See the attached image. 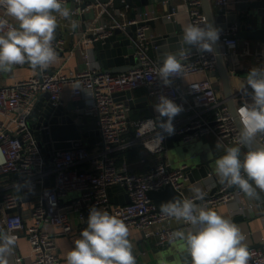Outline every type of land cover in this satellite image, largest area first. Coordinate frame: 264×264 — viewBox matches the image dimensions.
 I'll return each instance as SVG.
<instances>
[{"label":"built area","instance_id":"built-area-1","mask_svg":"<svg viewBox=\"0 0 264 264\" xmlns=\"http://www.w3.org/2000/svg\"><path fill=\"white\" fill-rule=\"evenodd\" d=\"M85 1L65 0V7L70 9V2L75 7L70 9L68 19L58 18V30L68 32L70 22H76L82 17L87 21L84 19L85 13L98 5L88 4L82 9ZM185 1L189 23L201 26L207 24L203 1ZM214 2L229 9L230 6L241 3V0ZM248 2L253 3L255 0ZM111 7V4H101V10L93 21L95 24L82 34L72 49H68L66 34L55 37L53 41L58 57L56 62L66 57V65L81 51L84 64L82 70L67 74L63 69L65 65L54 69L55 62L44 72L34 70L28 78L11 85H2L0 79V176L16 174V188L19 191H39L37 202L30 211L32 222L29 225L21 213L13 212L22 206V197L14 191L0 192V228L16 238L20 232L27 234L31 245L30 264H62L54 230L63 236H73L75 233L70 213L78 214L84 228L83 211L92 206L121 218L129 230L135 227L142 231L147 240H155L160 248L175 243L178 239H174L172 234L182 229H173L170 223L175 219L165 217L157 211L148 195L150 191H161L168 186L183 193L184 181H189L186 166L174 169L166 160L168 139L180 136L182 142L190 144L194 139L213 136L224 149L244 147L238 145L239 129L228 105L218 94L215 52L200 53L194 48L188 59H182V76L173 78L172 84L165 86L156 75L162 62L155 60L150 54L153 37L149 34V23L160 19V16L153 11H139L133 19L119 22L110 11ZM106 13L112 17L110 22H105ZM175 15L177 11L174 10L173 16ZM0 17H4L3 10H0ZM4 18L15 23L9 17ZM131 25L137 26L135 57L140 66L123 74L102 73L93 59V44L112 35L114 29L125 30ZM238 31L239 27L234 24L220 34L226 48L222 50V56L226 60L237 56ZM27 66L29 65H17L15 69ZM257 66L264 68L262 64ZM198 75H205L206 78L184 85L185 79ZM193 85L196 86L195 89ZM141 88L147 89L156 104L158 97L164 95L183 109L173 119V134L162 133L164 138L159 144L150 140L152 133H147V130V134L137 135L144 122L156 120L159 114L149 119L133 121L132 109L128 103L115 99L116 94ZM66 89H70L73 100L85 101V115L96 120V130L104 147L96 146L90 150L89 146L78 142L71 149L55 151L51 159H48L30 131L28 116L36 99L44 92L50 94L55 105H64L63 94ZM129 133L131 137L127 136ZM257 139L264 145V136H258ZM135 146L143 147L150 156L142 160V164L149 166L144 174L132 172L127 163L118 167L116 159L112 157L115 151ZM51 176L54 179L51 181V190L48 191L45 185ZM116 186L125 187L130 198L129 204H112L109 189ZM211 189L201 191L203 200L197 199L196 195L191 200L199 201L202 206L217 212L221 205L230 204L244 195L240 189L228 187L226 183L217 186V191L212 195ZM72 193H78L79 196L67 199ZM253 209V205L240 208L242 211ZM249 252V264H264V249L254 247ZM15 261L16 264L24 263L22 257H16Z\"/></svg>","mask_w":264,"mask_h":264},{"label":"clouds","instance_id":"clouds-1","mask_svg":"<svg viewBox=\"0 0 264 264\" xmlns=\"http://www.w3.org/2000/svg\"><path fill=\"white\" fill-rule=\"evenodd\" d=\"M64 4L65 0H0L4 17L15 21L13 24L0 17V73H11L15 66L25 64L44 72L56 62L58 57L53 41L58 18L68 19L71 15ZM70 23L72 29L78 27L75 21ZM219 38L220 31L209 23L202 26L188 24L180 38L181 47L162 54V65L156 73L159 81L170 86L173 78L182 76V59L190 57L191 47L200 53H212ZM246 84L252 90L251 102L238 108L237 118L240 124L238 145L247 148V152L241 159L240 146L227 147L226 154L215 161V173L222 183L236 187L254 199L259 195L257 189L264 191V145L256 144L257 137L264 136V68L250 69ZM241 90L246 92L245 86ZM154 110L159 114L157 119L144 122L137 135L152 133L150 140L159 144L164 138L162 133L173 134V119L183 109L160 95ZM195 192L196 198L203 200L201 190L197 188ZM160 212L189 225L186 230L172 234L185 245V264H249L245 235L235 223L218 212L198 207L191 199L177 198L162 203ZM129 235L124 220L92 206L87 227L66 253L65 264H137ZM15 245L16 237L0 229V264H9L8 257ZM161 264H167V261L162 259Z\"/></svg>","mask_w":264,"mask_h":264},{"label":"water","instance_id":"water-1","mask_svg":"<svg viewBox=\"0 0 264 264\" xmlns=\"http://www.w3.org/2000/svg\"><path fill=\"white\" fill-rule=\"evenodd\" d=\"M170 1L169 4H171ZM202 1L203 12L207 23L217 28L220 31V34L229 26L237 24L239 31L236 38L239 42L242 40H250L259 41L264 44V0H256L253 4H250V7L247 8V12L243 15L239 13V5L237 6L238 12L233 13V11L228 8L226 9L218 6L214 2L215 0ZM88 4H111L116 9L130 7L135 13L137 8L149 5L150 0H87L83 3L82 9H84ZM173 14L174 8L170 5L169 15L171 17L166 16L162 18V23L165 26V33L155 36L152 39V45L156 48L158 61L160 62L163 60L162 54L165 51L175 52L181 47L180 38L183 33V27L175 20ZM149 24L155 27V21H151ZM136 30V25L128 26L125 30L116 28L113 30L112 35L105 39L96 41L93 44L102 73L123 74L140 66L139 60L135 57L136 47L134 41L136 38ZM55 35L59 37L60 30L57 29ZM222 40L223 37L220 36L219 40L214 45V52L217 58V71L215 73V77L221 82V88L226 99V104L228 105L234 121L240 130V124L237 118V110L240 106L236 103V97L232 88L229 63L222 56ZM190 50L193 52L194 47H191ZM218 89H220V87H217V90ZM245 89L248 94L242 90L237 96H242L250 103V93L252 90L248 86L245 87ZM115 99L125 100L132 110L141 106L140 100L134 99L131 91L116 94ZM85 107L86 104L84 100L57 106L52 101L48 92L41 93L38 96L28 116V125L30 131L35 136L39 148L48 159H51V156L55 151L71 149L78 142H81L83 145H87L89 147H104V143L101 140L99 132L96 130V120L85 115ZM168 141L174 143V151H176L178 155L179 152L177 148H179L178 144L181 142V137H170ZM256 144L262 145L258 139ZM183 151L188 153L189 150L185 149ZM216 160L217 158L207 160L197 156H191L181 161L178 160V162L183 166H186L185 172L189 178L188 182L196 183L209 178L210 175L215 176L216 173L213 164ZM50 167H52V165H50ZM6 176L17 178L16 174L1 175L0 178ZM53 179L54 176H51L45 185L48 191L51 190V181ZM235 188L236 187H233V189ZM119 190L124 192L126 191L125 187L122 186H116L109 189L112 204L116 206H125L129 204L130 198L126 192L125 196L120 200L113 198V194ZM216 191L217 187L212 188L210 195L214 194ZM148 195L154 202V205L159 212L160 205L162 203H166L173 198L180 200L187 199L182 192L177 191L172 186H168L161 191H150ZM194 203L197 205L200 202L197 201ZM21 208L22 206L13 212L20 213ZM89 210L90 208H86L83 211L85 214L86 224ZM237 222L238 219L234 220L233 223L237 224ZM154 246L155 244L153 243V253L156 256L158 264H161L162 259L166 260L167 264H185L187 252L184 244L177 245L174 248L170 246V244H167L159 249H155ZM252 248L254 247H248L249 250ZM172 255H176V257L173 258ZM134 256L137 264L140 263L141 260L139 262L138 256Z\"/></svg>","mask_w":264,"mask_h":264},{"label":"crops","instance_id":"crops-1","mask_svg":"<svg viewBox=\"0 0 264 264\" xmlns=\"http://www.w3.org/2000/svg\"><path fill=\"white\" fill-rule=\"evenodd\" d=\"M253 3L248 2V0H241V3L230 6L229 10H232L233 13L235 12L237 13L238 12L237 6L239 5L238 6L239 13L243 15L247 12V8L250 7V4ZM170 5L173 6L175 12L177 11V15H175V20L179 24H181L184 29L188 24H190L188 19V14L186 13L185 0H171V4H169L168 0L166 1L150 0L149 5L137 8L135 13L130 7L116 9L112 6L110 8V11L119 22H127L133 19L135 17V14L139 11L155 12L158 16H160V19L155 21V27L149 24L150 25L149 34L154 38L155 36L162 35L165 33V26L162 23V18L169 16ZM74 7H75L74 3L70 2L69 8L73 9ZM100 8H101V4H99L98 7L87 11L85 13V18L87 21H84L83 17L80 18L79 20L81 21L79 20L76 21L78 27L72 29V27L70 26L69 29L67 30L69 33L63 29L60 31V36L63 34L68 35V49H72L73 46L76 44L77 40L82 36V34L88 31L89 28L95 24L93 21L96 18L99 11L101 10ZM104 18H105V22H110L112 19V17H110L107 13L105 14ZM55 37L57 36L55 35ZM225 49L226 48L222 44V50ZM92 54L94 57L93 59L96 60V63L99 66V62L97 60L94 47ZM150 54L152 58L158 60L156 48L153 47V45ZM236 55L237 56L235 58H231L230 60L227 61L229 63V69L232 78V88L236 97V103L239 106H241L242 104L248 101H246L242 96H237V95H239V92L242 91L241 89L244 86L247 87L246 80L249 70L252 68H258L257 65L259 64L264 65V44L259 41L242 40L239 42V48L237 49ZM65 59L66 57H64V59L58 60L54 65V69L62 68V66L65 65L66 62L64 61ZM83 68H84L83 53L81 51H79L74 58L70 59L67 62V64L63 66L64 72L67 74L75 73L79 70H82ZM33 71L34 70L30 67V65L22 69L14 68L11 73L1 74L0 76L1 84L11 85L18 80L26 79L31 75ZM205 78H206L205 75H198L191 79H185L184 85H187L192 82L201 81L204 80ZM217 87H220V89H218V94L220 96V99L226 102L223 90L221 88V82L219 80H217ZM132 93H133V98L140 100V105H141L138 108L132 110L133 111L132 114H135L137 116L140 115L141 117L149 116L150 118L154 117L155 114H157L154 110L156 102L153 98L149 96L147 89L145 88L137 89L134 90ZM63 101H64V105H67L70 102H80L82 100H73L71 98L70 89H66V91L63 94ZM204 139L206 140V142L210 144V150L206 148L203 154H200L197 157L211 160L215 158L218 159L226 154L225 153L226 149H224V147L221 146V144L217 141L215 137L209 136ZM173 145H174L173 142L168 141L167 149L169 150V148ZM246 152H247V148L242 147L241 155H240L241 159L244 158ZM167 156H168V152L165 155V158L171 164ZM124 163H127L130 167H132V165H130L127 161H125ZM213 166L215 170V162ZM148 168L149 166L146 164L134 163L132 172L136 171L137 173H143L145 171H148ZM17 180H18L17 178L12 176H6L0 178V192L14 191L22 197L23 203L20 213L24 216L27 225H29L32 222L30 219V211L33 209V207L37 202L39 191L23 193L17 190L16 188ZM222 184L225 183L221 182V179L217 176V174H215V176L210 175L209 178L204 179L203 181L196 183H189V187L185 186L183 188V194L187 199H191V197L196 195L195 189L197 188L203 191L205 189L215 188ZM257 191L259 194L258 198L250 199L247 197L246 194H244L240 199L230 204L221 205L220 207L217 208V212L221 214L224 218L229 219L232 222L238 219L236 225L245 235L246 240L244 241V243L248 247H258L260 249H264V191H260L259 189H257ZM78 196H79L78 193H72L68 196L67 199H74L77 198ZM124 196H125V192L122 190H119L113 194V198L117 200H120ZM249 205H253L254 209L248 211L240 210L242 206H249ZM197 206L200 207L202 205L197 204ZM70 219L75 233L73 236L70 237L63 236L60 235L58 231L54 230V234H56L55 237H56L57 245L59 248V256L61 258L62 264H65L66 253L71 248L74 247V241L80 238L81 231L87 227V224L85 223V227L83 228V224L81 223V220L79 219L77 213L71 212ZM170 226L173 229H182V230L187 229V224H185L183 221H177V220L172 221L170 223ZM129 231H130L129 240L132 243L133 254L138 256L139 262L141 260V262L138 264H158L156 256L153 253L154 249L152 248L153 243L155 244L154 246L155 249L160 248L157 246L156 241L147 240L144 234L142 233V231L136 229L135 227L130 228ZM181 244L184 243L180 240H177L175 243L170 244V246L174 248L177 245H181ZM16 257H22L24 259V263L22 264H30L31 245L29 238L25 232H20L18 237L16 238V245L14 247V250L12 254L8 257L9 264H16L15 261ZM172 257L175 258L176 255H172Z\"/></svg>","mask_w":264,"mask_h":264},{"label":"rangeland","instance_id":"rangeland-1","mask_svg":"<svg viewBox=\"0 0 264 264\" xmlns=\"http://www.w3.org/2000/svg\"><path fill=\"white\" fill-rule=\"evenodd\" d=\"M177 146V145H176ZM179 146V148H177ZM176 147L178 149L179 154L177 155L176 151H174V145L171 146L168 150V159L173 165V168L176 169L178 168L181 164L178 163V159L184 160L185 158H189L191 156H198L200 154H203L205 149L210 150V144L206 142L205 139H194L192 143L190 144H185L184 142H180ZM188 149V153H185L183 150ZM183 182V180L181 181ZM189 187L188 181H184V187Z\"/></svg>","mask_w":264,"mask_h":264},{"label":"trees","instance_id":"trees-1","mask_svg":"<svg viewBox=\"0 0 264 264\" xmlns=\"http://www.w3.org/2000/svg\"><path fill=\"white\" fill-rule=\"evenodd\" d=\"M149 118H150L149 116L141 117L140 115L137 116L135 114H131V119L133 121L149 119ZM127 136L131 137V133H129ZM89 149L92 150L94 149V147H89ZM112 157L116 159V164L118 167H121L123 163L127 161L130 165H132L131 167V170H132L134 163L141 164L144 158H149L150 156L143 147L135 146V147H130L124 150L115 151L114 153H112ZM133 172L137 173L136 171H133ZM145 172L137 173V174H144Z\"/></svg>","mask_w":264,"mask_h":264}]
</instances>
